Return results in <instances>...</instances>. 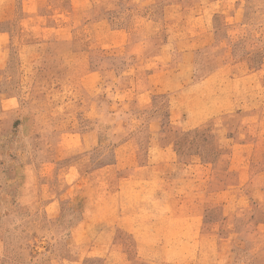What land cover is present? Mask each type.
<instances>
[{"label": "rangeland", "instance_id": "obj_1", "mask_svg": "<svg viewBox=\"0 0 264 264\" xmlns=\"http://www.w3.org/2000/svg\"><path fill=\"white\" fill-rule=\"evenodd\" d=\"M200 27L215 38L188 82L220 74L191 91L239 108L186 129L176 92L142 107L134 75L137 55L142 73L175 65L178 47L150 57ZM126 138L161 179L140 196L146 174L129 180L107 223ZM0 264H264V0H0Z\"/></svg>", "mask_w": 264, "mask_h": 264}, {"label": "crops", "instance_id": "obj_2", "mask_svg": "<svg viewBox=\"0 0 264 264\" xmlns=\"http://www.w3.org/2000/svg\"><path fill=\"white\" fill-rule=\"evenodd\" d=\"M94 6L96 5L92 4L85 11L89 12V10L91 9H96L97 7ZM106 6L107 5L105 4V8ZM126 31L127 28L121 29L119 33L123 34ZM195 34L198 36L196 37ZM185 36L189 44L182 46L181 42L162 43L159 49L160 55H158V57L157 55L155 57H150L151 59H157L156 61L159 60L157 62L159 64L164 63L166 62V60H168L166 54L168 53L169 48L171 49L178 47L180 50L175 54L176 64L172 65L171 67L159 68L158 70H154L152 72H148L146 69H143L142 73L139 70H141L140 68L142 67L143 61L137 55L138 71L134 75L135 79H137L138 81L137 85H139L138 87L140 88L137 94V102L140 103L142 107H147L149 106V104H153L155 97L161 95L160 93H168L172 91L176 92L175 96L173 95V98L168 100L167 110L169 123L172 124L175 122L176 124H180L183 128L196 129L199 126L208 123L213 117L223 115L225 113L234 112V107L237 106V108H239L236 104L238 102V98L236 97V93L234 91L228 92V95L230 96H228L226 100H223V98L218 100L216 96L213 97L212 100V98L210 99L211 94H209V92H204V90H201L200 92L191 91L194 88H197V86L199 87L198 84H211L214 78H218L217 76L220 74V72L215 71L211 73L199 83L192 84L188 82L191 80V64L195 61V54L199 49L206 48L211 45L215 38V32H212L211 27H200V31L196 29L195 32L192 31L189 34H185ZM146 41L147 40H144L142 42L131 39L128 40L127 36H125L123 39V43L122 41L119 42V47H125L129 45L138 46L141 43L142 46L144 44V46L147 47V43H145ZM113 46L117 45L113 44ZM163 55H165V57H163ZM167 78H172L173 81H170ZM164 79L168 81H164ZM238 81L240 82L239 79ZM238 81L234 79L232 80V84H234L235 86ZM219 83L220 81H218L217 84ZM223 86L224 83L222 82L219 86L217 85L216 92L219 91L220 87L221 91H223ZM205 93L207 95L206 101L204 98ZM230 105L231 109H227L228 107H230ZM150 149L151 148L149 146L148 151H146V162L141 164L137 168L133 167L136 164L134 160L137 159L139 162L142 157L139 151V141L132 138H126L120 143V145L116 146V160L114 166L117 172H119V178H117L116 188L110 192L109 198L105 200V203L102 207L108 208L107 211L109 215H107L109 219L107 218L105 222H116V210H118L119 208L121 198L126 193L125 188L128 184H132L131 182H129V180H137L141 174H146L147 180H149L146 182L145 187H136L134 193H137L138 196L143 195L146 192L145 188H147V190H151V194L154 195L153 187L157 183H159L161 178L160 173L158 172V165L156 163L148 162L151 156L149 152ZM151 174L153 176H150ZM138 203L142 204L143 202H140V200H138ZM46 209L51 217H56L59 215L60 209L58 207V203L55 201L49 202L46 205ZM89 219V215L84 213L82 221L87 224L89 222ZM94 222L97 221L94 220Z\"/></svg>", "mask_w": 264, "mask_h": 264}]
</instances>
